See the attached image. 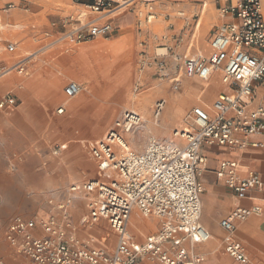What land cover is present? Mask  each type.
Masks as SVG:
<instances>
[{
	"label": "crops",
	"instance_id": "crops-1",
	"mask_svg": "<svg viewBox=\"0 0 264 264\" xmlns=\"http://www.w3.org/2000/svg\"><path fill=\"white\" fill-rule=\"evenodd\" d=\"M62 1H64L62 7L51 3L48 7L51 10H36L32 17L25 14H12L13 10H7V14L0 15V21L12 25L14 30L0 32V45L11 37L20 42V46L16 42L8 44V46L14 45L16 49L17 46L19 49L22 47L32 49L38 45L49 46L54 43L52 42L53 37L68 31L69 26L66 20L71 16H77L83 10L80 6H72L67 0ZM231 1L234 2V0ZM31 22L37 23L38 27L30 26ZM111 23L114 31L109 37L96 38L77 45L55 43L46 51L61 50V54L43 52L30 60L25 76L14 72L0 82V102L7 96L16 100L15 106L7 105L5 107L11 112L0 108V191L23 189L21 176L27 157L21 152L30 153L31 158L37 163L33 172L42 174L44 178L39 186L30 188L34 191L44 192L39 193L35 198V201L40 203L37 212V220L40 221L37 222L38 225L33 230L35 236L44 237L42 223L47 222L50 217H54L70 236L77 238L80 242L92 240L94 241L92 247L105 248L109 251L114 249L117 236L110 228L108 221L100 220L92 226H84L82 223V218L89 213V196L77 197L69 205L65 214L58 208L63 198L60 191L65 190L68 186L85 181L95 172L96 177L90 180L106 181L99 171L97 161L83 153V142H87L86 139L97 138L101 134L99 128L112 125L123 112L129 109L128 111L136 112L144 120L142 126L126 133V138L122 135L131 150L142 151L145 147L147 148L151 139L163 141L168 145L183 146L184 141L180 138L173 136L175 140H171L163 137L184 127L185 122H179L175 111L180 106H184V97H187L190 88L189 79H199L198 77L190 78L185 74L182 78L186 80V89L183 95L178 94L183 89V80L176 81L180 84L178 90H174V84L170 90L164 89V86H160L159 82L163 79L156 78L155 69L145 68L144 71H141L133 63L135 56L142 51L140 37L138 40L137 34L136 39L129 43L125 55L122 53L116 58H107L109 64L114 66L113 68L118 67L116 69L118 72L111 80L106 79L98 68L101 63L98 58L100 54L93 53V49L98 46L106 48V43L116 41L124 28L134 30L136 18L127 6L120 10L117 16L114 14L111 16ZM43 30H48L50 33L44 35L41 32ZM211 40L206 57L213 54ZM82 45L85 46L86 53L73 55V51ZM148 46L150 45L148 44ZM147 49L152 51L151 47ZM150 52L147 51V53ZM0 56L3 57L5 65L16 60L15 57H7L1 46ZM198 56L201 55L186 54L185 58ZM128 58L132 62L131 60L127 62ZM126 74L129 75V79L124 77ZM71 82L79 84L83 89L79 94L81 96L78 98L76 96V99L68 98L64 91ZM207 82V91L202 90L203 95L197 97L194 91L190 106H185L187 113L191 109L193 111L196 108H201L213 115L215 102H228L231 99L234 88L223 83L222 70L214 71ZM138 89L148 92L142 99L140 112L135 110L136 106L131 103L133 95L136 93L135 90ZM160 101L165 102L160 112L163 114L158 116L160 124L154 126L152 122L153 110ZM258 101L259 98L249 108L254 107ZM61 109L64 110L62 114L66 113L67 117L59 113L56 114ZM187 113L186 117L190 114ZM71 114H78L80 119L76 123H71L69 116ZM72 126L93 128V130L90 132H87V129L71 131ZM242 139L246 142L242 148L206 144L201 149V154L206 158L207 163L201 178L203 191L200 222L212 235L211 240L207 243L194 246V252L204 258L201 264H264V133ZM60 141L66 142L68 147L60 151L61 154L58 158H54V155L57 154L53 153L51 156L46 153L51 146ZM88 145L89 142L86 143L87 149ZM12 148L14 151H8ZM223 162L235 164V174L241 180L258 175L261 185L250 190L246 197L240 198L227 185L226 178L218 176ZM56 175L59 178L57 181L54 179ZM47 202L52 205L49 206ZM62 202L65 203V201ZM257 207L260 208L259 213H252L246 219L235 222V238L243 245L246 254V259L243 262H238L226 253L224 238L227 232L221 227V221L237 209L252 210ZM133 215L149 220L152 229H142L143 226L134 222L132 228ZM131 219L129 230L140 243H143L147 237L157 234L161 229L160 219L144 217L137 209L132 211ZM106 238L110 239L109 244L105 243ZM188 247L190 246L188 245ZM0 259L5 264H30L29 259L19 254L10 244L1 248Z\"/></svg>",
	"mask_w": 264,
	"mask_h": 264
},
{
	"label": "built area",
	"instance_id": "built-area-1",
	"mask_svg": "<svg viewBox=\"0 0 264 264\" xmlns=\"http://www.w3.org/2000/svg\"><path fill=\"white\" fill-rule=\"evenodd\" d=\"M72 2L83 10L70 19L69 30L58 42L77 45L107 38L113 33L111 16L123 7L121 3L115 0ZM13 8L14 5H9V9ZM221 14L228 18V22L217 29L211 40L213 54L188 58L185 70L188 77L204 81L214 71L222 70L223 83L234 88L231 99L215 102L213 115L201 108L194 109L186 117L184 127L173 132L174 137L184 141L183 146L151 139L147 148L138 153L131 150L116 131L91 144V155L106 181L96 179L71 186L68 199L58 208L65 214L76 195L89 196V213L82 218V223L92 226L100 220L108 221L117 236L114 249L92 247V240L80 242L70 236L54 217L42 223L44 237H36L33 233L38 225L36 220L16 218L9 226L6 238L19 254L29 259L30 264H201L204 261L202 255L194 252V246L212 238L200 222L201 178L207 163L201 154L202 146L242 148L246 145L242 138L264 133L262 1H231L221 9ZM152 18L149 16L148 22ZM8 50L13 53L16 48L11 44ZM33 56L10 69L18 68L19 73H27ZM179 87L180 84L175 82L174 90ZM82 90L79 84L71 82L64 91L68 98H75ZM257 98V104L249 108ZM7 105L15 106L16 100L7 96L0 102V108ZM164 105V101L156 104V117ZM143 123L139 114L127 111L117 122V127L129 133ZM63 149L60 146L55 153ZM218 176L226 178L227 185L240 198L261 185L258 175L239 179L235 164L230 162L221 164ZM134 209L144 217L161 220L160 231L147 237L143 243L138 242L129 230ZM259 212L258 207L237 209L221 221V227L227 232L224 238L226 253L238 262H243L246 254L243 245L235 238V222ZM0 264H5L2 259Z\"/></svg>",
	"mask_w": 264,
	"mask_h": 264
},
{
	"label": "rangeland",
	"instance_id": "rangeland-1",
	"mask_svg": "<svg viewBox=\"0 0 264 264\" xmlns=\"http://www.w3.org/2000/svg\"><path fill=\"white\" fill-rule=\"evenodd\" d=\"M67 1L72 6H76L71 0H67ZM115 1L119 3H122V1L125 2L127 1V4L123 6L122 9L128 6L136 18V24L134 29L135 31L129 28L122 29V30H128L130 32V38L121 45V47L119 48L120 52L124 53L127 50L129 43L133 42L136 39V34H137L138 40L140 37L142 51L140 52V54L135 56L133 63H135V65L138 66L141 71H144L145 68L155 69L156 78L163 79V81H159L160 86L163 85L164 89L167 90H170L171 86L176 81L183 80L182 78L186 74V70H185V61L187 60L185 58L186 54L191 56H197V55L206 56L208 54L209 43L212 35L217 31L219 27L223 26L225 23L228 22V18L222 16L221 9L224 6H227L231 3V0H115ZM261 1L263 2V0ZM234 2L236 3L237 0H234ZM51 3H54V5L58 7H62L64 5V1L62 0H0V15L7 14L8 13L7 10H13L11 12L12 14L13 13L25 14L29 17H32L34 15L33 13L36 10H51L48 8ZM9 5H14V8L9 9ZM205 12H209L212 15V20L210 21V25L206 28V30H203L201 44H198L196 41H194V36L201 28V19L203 13ZM149 16H153L150 22H148ZM75 17L76 16H71L69 17V19L66 20L68 26H70V19ZM0 22H1L0 24H5L2 21ZM30 26L38 27V24L35 22H31ZM37 31L40 32V30ZM0 32H6V31L0 30ZM41 32L44 35H46L48 32L50 33V31L48 30H43ZM63 34L53 37L54 39L52 42L54 43L50 44L49 46L38 45L32 49H24L23 47L19 49L18 47L20 46L19 41H15L14 38L12 37L7 38V41L5 43H1L0 45L5 55L9 58L11 57L18 58L19 55H22V57L12 61L10 64L5 65L3 62V57L0 56V74L7 71L11 67L15 66L18 62L22 61L23 59L28 58L29 57V55H27L28 53L38 54V55L41 53L43 54V52L44 53L46 52V54H57V53L61 54L60 53L61 50L58 51L56 50L46 51V50L48 49V47H51L53 44L58 43V40L63 36ZM15 42L18 44L17 49L13 53H11L8 50V44L9 43L15 44ZM62 44L64 45L63 42ZM148 44L150 46H148ZM149 47H151L152 50L151 52L149 49H147ZM147 51H149L150 53H147ZM16 52L17 54H15ZM72 54L76 55L74 54V51ZM38 55H36L35 57H37ZM130 60L131 59L128 58L126 61L130 62ZM117 68L118 67H115L114 70H116ZM26 71H28V68ZM15 72L18 71L16 70ZM25 74L26 72H24L22 76H25ZM10 75L0 79V82L5 78L9 77ZM124 77L126 79H129L128 74H126ZM194 80L196 82L195 85H194ZM182 82H183V89L179 91L180 93L178 92V94L180 95H183L186 89V85H185L186 80H183ZM189 82H190V88L188 90L187 97H184V102H183L184 106L183 107L180 106L175 111V115L179 120V122H183L186 120L187 112L185 106H190V102L193 100L192 98L194 97V91L196 92L197 97H199V95L200 96L203 95L202 90L205 89V92L207 91L206 82L201 81L199 79H189ZM65 86L62 88V91L65 88ZM135 91L136 93L133 95L132 98L133 100L131 101V103H133L136 106L135 110L139 111V108H141L142 105L141 104L142 99L145 95L148 94V92H143L141 90L139 91V89ZM80 96L81 95H78L77 98ZM1 109L6 112H11L10 110H7L5 107ZM191 111L192 109L188 111L187 114H189ZM125 112H123L121 116L117 120H115V122L112 125L99 128L98 130L100 131L101 134L98 136L96 135L97 138L86 139L87 142H89L88 149L86 147L87 142H83L82 144L84 147L83 153L86 156L92 157L91 147H90L91 144L101 140V138L105 137L107 134H109L112 131H116L119 134L124 135L125 137L126 133L123 131V129L117 127V122L122 120V117ZM58 113L59 111L56 114ZM153 113L154 114L156 113L155 109L153 110ZM62 116L67 117L68 115L64 113L62 114ZM69 116L71 117V123L74 122L76 123L77 120L80 119V116L78 114H71ZM153 120L157 121L154 118V116L152 117V121ZM153 125L158 126L159 123L158 124L155 123ZM70 129L71 131L87 129V132L93 130V128H80L77 126L74 127L72 126ZM172 133L167 134L166 137L163 138H168ZM63 145L67 146V143L64 141H60L59 143H56L53 146H51L46 153H49L51 156H53V153L56 154L55 150H58V148ZM145 148L142 151H135V152H143ZM8 151H14V149L12 148L11 150L9 149ZM21 154L27 157V161L24 163L23 174L21 176L23 181V189L0 191V250L6 244L9 245V242L6 238V234L9 226L16 218H23L26 220H36V222L40 221L39 219L37 220V212L40 203L35 201V198H37V195L39 193L41 194L44 192L34 191L31 190L30 188L39 186V184L44 180V178L42 174L40 175L33 172L34 168L37 166V163L33 158H31L32 155L26 151L21 152ZM59 154H61V152H59L57 155H54L55 156L54 158H58ZM95 177H96V172L81 183H84ZM54 179L56 181L59 180L57 175L54 177ZM81 183H76V184L78 185ZM74 185L75 184H72L68 186L65 190L60 191L61 197L63 198L59 204H64V202L62 201L66 202V200L68 199L69 190L71 186ZM47 203L49 206L52 205L50 204V202ZM133 217L134 215L132 216V221H134ZM84 226H88V225H84ZM142 229L150 230L151 228L148 229L147 227L144 226L142 227Z\"/></svg>",
	"mask_w": 264,
	"mask_h": 264
},
{
	"label": "bare ground",
	"instance_id": "bare-ground-1",
	"mask_svg": "<svg viewBox=\"0 0 264 264\" xmlns=\"http://www.w3.org/2000/svg\"><path fill=\"white\" fill-rule=\"evenodd\" d=\"M121 4L123 6H125L127 4V1L126 2L125 1H122ZM262 5H263V10H264V0L262 2ZM81 8L83 9V7H81ZM119 11H117L114 14V16H117V14L119 13ZM211 20H212V15L209 12L203 13L202 19H201V28L198 30L197 34L194 36V41H196L198 44H201V38L203 36V30H206V28L210 25V21ZM10 29L13 31L14 30V27L12 25H10V24L9 25H7V24H0V30H2V31L8 32V31H11ZM129 38H130V32L128 30H121L120 37L116 41H114V42L112 41V42L106 43L107 44V47L106 48L98 46V47H95L93 49V53L95 52L97 54H100V56L98 58H100L101 63L99 64L100 66H98V68L101 71L103 77H105L106 79L111 80L112 78H114V76L118 72V70H114V68H113L114 66H112V65L109 64V62L107 61V58L108 57L116 58L119 55H122V52H120V49L119 48ZM84 47L85 46H82V47H79L78 49H76L74 51V54L82 55V54L86 53ZM17 52L15 54H17ZM27 55H29V56L34 55L33 57H35L38 54H30V53H28ZM201 56H204V55H201ZM21 57H22V55H19L18 58H16V59H19ZM16 70H18V68H16V69H9L3 76H0V79L4 78V77H6V76H8L10 74H13ZM19 74H22V73H19ZM204 82L208 83L207 81H204ZM63 112H64V110L62 112H59V113H63ZM155 114L153 113V116H154V118L157 121H154L153 120L152 122H153V124H155V123L156 124H158V123L160 124V120L158 119L159 117H156ZM160 114H162V113H160ZM183 122H185V121H183ZM105 137L101 138V140L105 139ZM167 139L175 140V138L173 137V133L170 134V136ZM61 147H63V148L66 149V147H68V145L67 146L66 145H63ZM78 196L79 195H76V197H78ZM60 205H62V204H60ZM133 219H134V221H132V219H131L132 228L134 226V224H133V222H134L136 224H140L143 227L145 226L148 229H150V228L152 229V225H151V222L149 220H145L143 218H138V217H133ZM109 242H110V239L109 238H106V242L105 243L106 244H109Z\"/></svg>",
	"mask_w": 264,
	"mask_h": 264
}]
</instances>
